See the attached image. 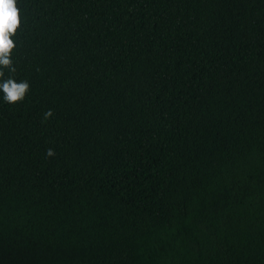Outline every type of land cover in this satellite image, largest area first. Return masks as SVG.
Segmentation results:
<instances>
[{"label":"trees","instance_id":"obj_1","mask_svg":"<svg viewBox=\"0 0 264 264\" xmlns=\"http://www.w3.org/2000/svg\"><path fill=\"white\" fill-rule=\"evenodd\" d=\"M17 5L0 264H264V0Z\"/></svg>","mask_w":264,"mask_h":264},{"label":"clouds","instance_id":"obj_2","mask_svg":"<svg viewBox=\"0 0 264 264\" xmlns=\"http://www.w3.org/2000/svg\"><path fill=\"white\" fill-rule=\"evenodd\" d=\"M22 18L17 0H0V92L3 93V100L8 104H18L22 102L30 88L29 83L24 80L17 82L14 77L4 78L3 69L11 73L16 72L13 64L12 54L16 48L13 37L21 27ZM53 115L49 110L45 113V119ZM54 150L48 149L47 156H54Z\"/></svg>","mask_w":264,"mask_h":264}]
</instances>
